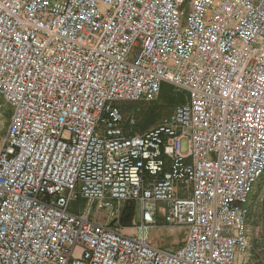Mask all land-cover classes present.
I'll use <instances>...</instances> for the list:
<instances>
[{
	"label": "built area",
	"instance_id": "obj_1",
	"mask_svg": "<svg viewBox=\"0 0 264 264\" xmlns=\"http://www.w3.org/2000/svg\"><path fill=\"white\" fill-rule=\"evenodd\" d=\"M163 85L185 102L134 133L122 105ZM0 96L13 108L0 264L247 263L264 175V0H0ZM125 204L139 215L127 234ZM94 205L112 225L90 219ZM163 226L185 229L179 247L148 243Z\"/></svg>",
	"mask_w": 264,
	"mask_h": 264
},
{
	"label": "rangeland",
	"instance_id": "obj_2",
	"mask_svg": "<svg viewBox=\"0 0 264 264\" xmlns=\"http://www.w3.org/2000/svg\"><path fill=\"white\" fill-rule=\"evenodd\" d=\"M186 94L180 90L174 89L172 86L163 85L162 91L151 102H137L134 104L122 105V113L125 117L126 124L129 128H132L134 133H140L157 125L165 123L172 114L173 107L185 102ZM13 112V108L3 101L0 96V148L3 145V139L6 133V129L9 123V118ZM184 150V146H183ZM87 206L83 199H79L78 202H73L69 211L76 214L77 210L80 213ZM130 207H134V216L130 221L121 220L122 213L120 214L121 230L124 233H128L139 222V215L137 206L130 204ZM78 207V209H77ZM249 209L250 215L247 221V231L250 238V247L246 253L247 263L250 264L252 258V252L257 243L264 246V226L261 217L264 211V175L259 182L254 186L249 197ZM97 222H107V219L103 215L98 216L96 213V206L91 208L90 219ZM158 223L162 224L163 219L161 216L158 218ZM185 229L175 228L169 226H163L159 228H153L147 232V237L152 241L156 240L157 244L165 247L174 248L181 243ZM166 238L168 243H166ZM160 241V242H159ZM163 242V244H161ZM260 250H264L263 247ZM162 247V246H161Z\"/></svg>",
	"mask_w": 264,
	"mask_h": 264
},
{
	"label": "trees",
	"instance_id": "obj_3",
	"mask_svg": "<svg viewBox=\"0 0 264 264\" xmlns=\"http://www.w3.org/2000/svg\"><path fill=\"white\" fill-rule=\"evenodd\" d=\"M162 91V89H161ZM134 207L133 206H129L128 204H125L123 210H122V216H121V220L124 223L125 221H130L133 216H134ZM262 222H263V226H264V211L262 213ZM262 244L257 243L256 247L254 248L253 252H252V258L250 260V264H264V250H260ZM263 249L264 246L262 245Z\"/></svg>",
	"mask_w": 264,
	"mask_h": 264
},
{
	"label": "crops",
	"instance_id": "obj_4",
	"mask_svg": "<svg viewBox=\"0 0 264 264\" xmlns=\"http://www.w3.org/2000/svg\"><path fill=\"white\" fill-rule=\"evenodd\" d=\"M106 224H108V225H111L112 224V222L110 221H108V222H106ZM166 243H168V241H167V238H166ZM160 242V241H159ZM182 242V241H181ZM148 243L150 244V245H152V246H155V247H165V246H163V245H160V243H158L157 244V241L156 240H153L152 241V239L150 240L149 238H148ZM161 244H163V242H161ZM181 245V243L179 244V245H177L176 247H174V248H177V247H179ZM167 248H169V247H167Z\"/></svg>",
	"mask_w": 264,
	"mask_h": 264
},
{
	"label": "water",
	"instance_id": "obj_5",
	"mask_svg": "<svg viewBox=\"0 0 264 264\" xmlns=\"http://www.w3.org/2000/svg\"><path fill=\"white\" fill-rule=\"evenodd\" d=\"M112 225V224H111Z\"/></svg>",
	"mask_w": 264,
	"mask_h": 264
}]
</instances>
